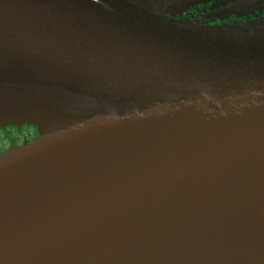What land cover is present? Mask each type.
I'll list each match as a JSON object with an SVG mask.
<instances>
[{"label":"water","instance_id":"95a60500","mask_svg":"<svg viewBox=\"0 0 264 264\" xmlns=\"http://www.w3.org/2000/svg\"><path fill=\"white\" fill-rule=\"evenodd\" d=\"M163 4L0 0V264H264V17Z\"/></svg>","mask_w":264,"mask_h":264},{"label":"flooded vegetation","instance_id":"af4514ba","mask_svg":"<svg viewBox=\"0 0 264 264\" xmlns=\"http://www.w3.org/2000/svg\"><path fill=\"white\" fill-rule=\"evenodd\" d=\"M243 0H198L184 9L181 15L166 17L174 21H193L203 25L229 24L234 21H246L255 16H264V9L248 7L232 11L231 5ZM38 135L37 127L29 123L5 124L0 127V155L20 148L32 142Z\"/></svg>","mask_w":264,"mask_h":264},{"label":"rangeland","instance_id":"374dc122","mask_svg":"<svg viewBox=\"0 0 264 264\" xmlns=\"http://www.w3.org/2000/svg\"><path fill=\"white\" fill-rule=\"evenodd\" d=\"M187 2L188 0H164V4L159 9L165 15L176 17L177 15H181V13L187 7Z\"/></svg>","mask_w":264,"mask_h":264},{"label":"trees","instance_id":"16d2710c","mask_svg":"<svg viewBox=\"0 0 264 264\" xmlns=\"http://www.w3.org/2000/svg\"><path fill=\"white\" fill-rule=\"evenodd\" d=\"M262 17H264V16H262ZM262 17L255 16V18H254V19H251V20H246V21H234V22L229 23V24H233V23H235V22H238V23H240V22H244V23H246V22L254 21V20H256V19H260V18H262ZM222 25H223V24H222ZM224 25H227V24H224Z\"/></svg>","mask_w":264,"mask_h":264}]
</instances>
